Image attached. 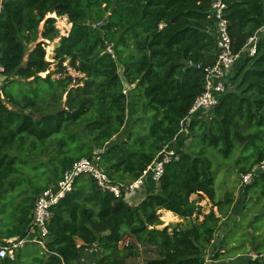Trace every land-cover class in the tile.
I'll return each instance as SVG.
<instances>
[{
    "label": "trees",
    "instance_id": "1",
    "mask_svg": "<svg viewBox=\"0 0 264 264\" xmlns=\"http://www.w3.org/2000/svg\"><path fill=\"white\" fill-rule=\"evenodd\" d=\"M221 2L231 50L239 53L264 25V0ZM211 4L1 0L0 214L9 210V221L0 228V245L28 236L36 197L80 159L95 158L113 184L129 185L179 142L180 123L217 58ZM57 17L71 25L67 35L56 28ZM55 41L48 61L45 47ZM125 87L131 89L124 94ZM202 114L185 123L189 143L182 149L180 142L177 159L137 205L101 190L91 177H77L51 209L43 246L26 242L13 261L0 264H76L93 247L95 264H127L138 246L156 250L143 264H201L210 248L212 264H227L221 260L242 253L247 234L240 221L216 239L234 199L230 192L217 198L206 152L223 160L235 154L243 174L264 162V31L255 54H243L231 70L218 104ZM253 190L264 199V168L244 186L245 197ZM204 197L211 204L206 214L199 205ZM162 210L193 221L159 229ZM259 220L264 214L250 224L253 230ZM254 251L264 254V239Z\"/></svg>",
    "mask_w": 264,
    "mask_h": 264
},
{
    "label": "built area",
    "instance_id": "2",
    "mask_svg": "<svg viewBox=\"0 0 264 264\" xmlns=\"http://www.w3.org/2000/svg\"><path fill=\"white\" fill-rule=\"evenodd\" d=\"M225 8L221 0H212L211 17L215 24V39L217 46V58L212 67L205 69L206 77L203 92L198 95L188 112V115L181 121L182 131L180 133L187 134L185 123H188L196 114L207 112L213 109L219 101V97L225 92V81L229 77L231 70L240 60L243 54L252 56L255 54V45L260 34L264 31V25L250 37L239 53H233L231 50L230 37L227 31V22L223 18V9ZM69 24V23H68ZM70 27V24H69ZM61 33L62 36L67 35ZM107 52L112 54L111 47H107ZM3 67L0 65V94L1 85L4 81ZM125 94L126 91H123ZM177 159L176 151L171 147L163 149L154 161L146 168L142 176L129 185L113 184L108 177L98 168L95 158H83L75 162L63 175L62 179L51 187L42 191L35 199L34 207L31 214V228L25 239L12 237L4 241L0 245V259L8 258L14 260L16 252L26 242H34L41 246L47 237V224L52 217L51 209L56 206L67 193L72 191L74 181L77 177L88 176L95 180L97 186L107 191L116 198L122 197L129 205H135L136 194L145 185L146 178L149 177L157 183L163 174L164 166L171 160ZM264 168V162L256 166L251 173L241 175V183L247 184L254 176L258 175ZM135 196V197H134ZM127 244V242L123 243ZM93 249H85L82 253L80 261L84 264V257L92 255ZM246 260H260L264 254H258L249 251L239 256ZM211 258L205 256L201 264H212Z\"/></svg>",
    "mask_w": 264,
    "mask_h": 264
},
{
    "label": "rangeland",
    "instance_id": "3",
    "mask_svg": "<svg viewBox=\"0 0 264 264\" xmlns=\"http://www.w3.org/2000/svg\"><path fill=\"white\" fill-rule=\"evenodd\" d=\"M51 17H55L51 15ZM56 28L58 29L59 33H66L67 29H70L67 18L61 17L56 18L55 23ZM56 41L53 43H48L45 47L46 51V60L52 61L51 58L53 56V50L55 47ZM54 69L53 66L51 68ZM46 73H42L40 76L44 77ZM72 75H75L73 72H71ZM57 76L55 75L54 78ZM131 87H125L126 92L129 91ZM140 110V107H139ZM206 112H204L202 115H204ZM184 133H181L179 136V142L175 143V145L172 147V149H178L179 144L181 142V148L185 149L186 145L189 143V140H184ZM124 137V135H123ZM181 140V141H180ZM185 142V143H184ZM235 155V154H234ZM230 159L223 160L219 155L215 153L214 150L208 149L206 152V156L210 158L213 161L214 164V171L216 174V181H215V190L217 198H221L225 193L230 192L233 195L234 202L230 207L229 212L227 213V217L223 218L221 222L218 225V236L216 239L220 240L232 227L233 223L236 221H240V229L242 231H245L247 234V237L245 241H241L244 245L242 253H239L238 255L231 257V258H224L222 261L229 264H239L241 261L245 258H240V262H234L237 257L243 255L244 253L254 251V247L257 246L259 243L262 242L264 239V221L259 220L255 223L256 226H259L260 229L253 230L252 227H250V224L252 222H255V217L260 216L261 214H264V199L259 198L258 190H253L249 193L247 197L244 195V186L247 184L241 183V175L243 173H240L237 166H235L236 161V155ZM252 183V179L248 182V184ZM139 192H137L138 194ZM194 200H198V197L193 195L191 197ZM138 200V196L136 197V201ZM202 207L203 213H208L211 207V204L209 201L204 197V199L199 204ZM216 211V210H214ZM8 212L1 213L0 214V228L3 230L6 228V223H8ZM161 214V213H160ZM218 216V215H217ZM242 216V218H239ZM202 218L200 217L199 220ZM160 220L162 221V225L157 227L159 229L165 227V226H174L176 224H181L182 226H186L189 223L193 221V218L191 220H184V221H178L175 219V217L169 216L166 218L163 214H161ZM237 238V237H236ZM216 244V240L214 242ZM229 247H236L233 246V244H229ZM238 247V246H237ZM240 248V246L238 247ZM255 252V251H254ZM137 257L130 258L127 261V264H143L148 259H153L156 257V250L154 248L144 247V246H138L137 248ZM206 256H209L211 258L212 252L211 248L207 250ZM243 260V261H244ZM260 260V258H259ZM264 264V257L260 261Z\"/></svg>",
    "mask_w": 264,
    "mask_h": 264
},
{
    "label": "crops",
    "instance_id": "4",
    "mask_svg": "<svg viewBox=\"0 0 264 264\" xmlns=\"http://www.w3.org/2000/svg\"><path fill=\"white\" fill-rule=\"evenodd\" d=\"M0 3H1V0H0ZM70 27H71V25H70ZM156 187H157V183H155L153 180H151V178L147 177L144 187L142 188V190L139 191L138 194L135 195L136 197L138 196V200L137 201L135 200L134 204L137 205L145 197L148 190L155 189ZM160 213L163 214L164 216H166V218L169 216H172V217H175V219H177L178 221H181V222L183 221L182 219H179L177 216L173 215L170 212L162 210ZM96 252H97V249L94 248L92 255L84 257V262L87 264H95V262H96V254L95 253ZM76 264H82V262L79 260Z\"/></svg>",
    "mask_w": 264,
    "mask_h": 264
},
{
    "label": "water",
    "instance_id": "5",
    "mask_svg": "<svg viewBox=\"0 0 264 264\" xmlns=\"http://www.w3.org/2000/svg\"><path fill=\"white\" fill-rule=\"evenodd\" d=\"M112 10H113V7L110 9V13L112 12ZM182 63H183V65H184L185 67L188 66V64H187L185 61H182Z\"/></svg>",
    "mask_w": 264,
    "mask_h": 264
},
{
    "label": "bare ground",
    "instance_id": "6",
    "mask_svg": "<svg viewBox=\"0 0 264 264\" xmlns=\"http://www.w3.org/2000/svg\"><path fill=\"white\" fill-rule=\"evenodd\" d=\"M52 16H54V15H52Z\"/></svg>",
    "mask_w": 264,
    "mask_h": 264
}]
</instances>
